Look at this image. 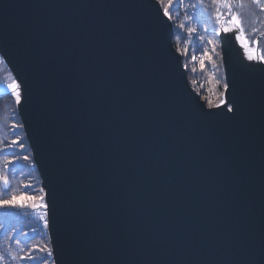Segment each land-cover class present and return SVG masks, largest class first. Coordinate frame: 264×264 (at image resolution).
I'll return each mask as SVG.
<instances>
[{
  "label": "water",
  "instance_id": "1",
  "mask_svg": "<svg viewBox=\"0 0 264 264\" xmlns=\"http://www.w3.org/2000/svg\"><path fill=\"white\" fill-rule=\"evenodd\" d=\"M163 13L158 0H0L56 264H264V63L222 30L236 115L208 108Z\"/></svg>",
  "mask_w": 264,
  "mask_h": 264
},
{
  "label": "trees",
  "instance_id": "2",
  "mask_svg": "<svg viewBox=\"0 0 264 264\" xmlns=\"http://www.w3.org/2000/svg\"><path fill=\"white\" fill-rule=\"evenodd\" d=\"M158 1L163 10L168 7L169 0ZM231 1L232 4L238 1L250 3V0ZM218 7L223 12L219 21L216 19ZM256 7L260 19L255 23L259 22V25L250 30L247 40L250 46L254 47L255 44L252 42L262 36L260 42V54H262L264 53V12L258 10V5ZM169 13L175 31L174 45L182 55L190 84L208 108H216L222 98L226 100L224 88L226 80L219 31L223 19H226L224 25H227L228 11L214 0H173ZM181 25L185 27H180ZM189 28H194L196 31L189 33ZM201 60L204 61L203 69ZM15 81L13 73L0 56V88L12 85ZM13 141L19 143L14 144ZM25 155L29 157L28 160L23 158ZM5 177L10 183L9 191L2 187ZM25 185L33 187L26 188ZM40 189V174L23 131L18 105L12 99H3L0 101V199L22 195L40 196L44 194ZM40 215H43V210L40 209L0 208V253L5 255L10 253L4 264H33L32 261L21 260L19 257L25 255L35 245L41 247L47 245L52 248L49 230L43 228V223L38 218ZM21 249L25 251L21 252ZM34 255L37 257L35 264H40L42 253L35 252ZM11 257L17 259L13 261ZM45 264H54L52 257H48Z\"/></svg>",
  "mask_w": 264,
  "mask_h": 264
},
{
  "label": "snow or ice",
  "instance_id": "3",
  "mask_svg": "<svg viewBox=\"0 0 264 264\" xmlns=\"http://www.w3.org/2000/svg\"><path fill=\"white\" fill-rule=\"evenodd\" d=\"M214 2H216L218 5H222L223 8L227 9L228 16H229L228 22L234 26L231 29L228 27H224L223 32L224 33H228L229 31L236 32L237 34L235 36V39L240 41L243 47H246V48L249 47V42L247 40V36L245 35V30L243 28V13L233 14L236 12V9L233 8V5L232 3L229 2V0H214ZM172 3H173V0H169L168 7L164 9V13H163L164 16L168 17L169 19H171L169 8H171ZM250 3L258 5L259 6L258 10L261 12H264V0H250ZM191 6L194 7L195 5H191ZM240 7H243V4H241ZM221 15H223V12L218 7L217 16H216L217 21L220 20ZM180 27H185V25H181ZM188 31L189 33H193L196 30L194 28H189ZM252 43L258 45V41H253ZM247 59L249 61H257L259 63H264V53H262L259 56H256L254 55L253 51H249L247 55ZM203 67H204V61L201 60V68L203 69ZM10 87H11L12 96L9 97V99H12L16 105L22 106V103H23L22 85L20 83L13 82V84ZM224 88H225V91L228 90L227 83H225ZM216 107L224 108V110L227 113L232 114V117H235L236 115V108L233 106H229L227 101L224 100L223 98L220 100L219 104L216 105ZM13 143L18 144L19 141H13ZM23 158L25 160L29 159V157L26 155ZM3 185L5 189H8L9 180L7 179V177L3 178ZM25 187L31 188L33 186L25 185ZM40 191L44 194L40 196H36V195H22L20 197L12 196L10 199H0V208H25L27 207L33 210H36V209L43 210V215H40L38 218L40 221H42L43 228L49 229L50 221H51V216H50L51 208L46 200L47 193L44 192L43 188H41ZM18 201H27L28 203H19ZM24 251H25L24 249H21V252H24ZM35 252L42 253L40 264H45L47 258L53 256V249L51 247H48L47 245L43 247L39 245H35L25 255L20 256L19 259L32 261L33 264H35V261L37 260V257L34 255ZM9 256H10V253L7 255H5L4 253H0V264H4V262L8 260ZM11 259L14 261L17 259V257H11Z\"/></svg>",
  "mask_w": 264,
  "mask_h": 264
},
{
  "label": "rangeland",
  "instance_id": "4",
  "mask_svg": "<svg viewBox=\"0 0 264 264\" xmlns=\"http://www.w3.org/2000/svg\"><path fill=\"white\" fill-rule=\"evenodd\" d=\"M229 2L232 3L231 0H229ZM241 4H243V7H240ZM232 5H234V9H236V12L233 14L243 13V28L245 30V35L248 37V35L250 34V30L257 27L256 25L259 23V22L255 23L256 20L258 21V19H260L258 16L259 12H257V7L255 4H252V3L245 4L241 1H238L237 3H233ZM224 20H226V19H223L221 21V24H223V25L220 26V31H219L220 37L222 35L221 31L223 30L224 27H228V28L234 27L231 23L228 22L229 19H227V25H224ZM261 39L262 38H260V40H259V45H260ZM243 48H246V47H243ZM246 49L249 51H253L255 48L250 46V44H249V47H247Z\"/></svg>",
  "mask_w": 264,
  "mask_h": 264
},
{
  "label": "bare ground",
  "instance_id": "5",
  "mask_svg": "<svg viewBox=\"0 0 264 264\" xmlns=\"http://www.w3.org/2000/svg\"><path fill=\"white\" fill-rule=\"evenodd\" d=\"M171 20V19H170ZM171 22H172V20H171ZM172 24H173V22H172ZM173 28H174V25H173ZM173 42H174V40H173ZM176 48V47H175ZM245 51H247V52H249V50H247L246 48H243ZM180 54V53H179ZM181 55V54H180ZM255 55V54H254ZM182 56V55H181ZM222 62H223V60H222ZM6 63V62H5ZM224 67V66H223ZM224 74H225V72H224ZM188 80H189V76H188ZM226 80V79H225ZM189 84H190V81H189ZM190 86H191V84H190ZM192 87V86H191ZM192 89H193V87H192ZM3 93H10V94H12V92H11V87L10 88H7V89H5L4 91H3ZM225 93H226V91H225ZM0 96H1V94H0ZM202 99V98H201ZM226 99V98H225ZM1 101V100H0ZM19 111V110H18ZM22 121V120H21ZM23 131H24V133H25V137L27 138V136H26V132H25V129H24V125H23ZM28 141V140H27ZM30 146V145H29ZM40 174V173H39ZM40 179H41V188H43V181H42V178H41V176H40ZM2 187H3V189H5L4 188V185H3V183H2ZM44 189V188H43ZM6 191H7V189H5ZM44 192L46 193V190L44 189ZM52 244V243H51ZM52 249H53V247H52ZM52 260H53V263L54 264H56V261H55V257H54V251H53V256H52Z\"/></svg>",
  "mask_w": 264,
  "mask_h": 264
}]
</instances>
